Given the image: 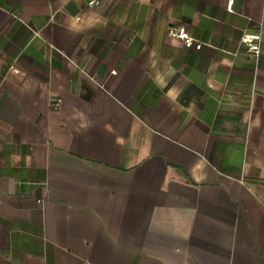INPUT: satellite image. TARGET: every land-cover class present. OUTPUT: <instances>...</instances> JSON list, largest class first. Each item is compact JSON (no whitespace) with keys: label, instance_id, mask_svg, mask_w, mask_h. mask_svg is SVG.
Instances as JSON below:
<instances>
[{"label":"crops","instance_id":"obj_1","mask_svg":"<svg viewBox=\"0 0 264 264\" xmlns=\"http://www.w3.org/2000/svg\"><path fill=\"white\" fill-rule=\"evenodd\" d=\"M0 264H264V0H0Z\"/></svg>","mask_w":264,"mask_h":264},{"label":"built area","instance_id":"obj_2","mask_svg":"<svg viewBox=\"0 0 264 264\" xmlns=\"http://www.w3.org/2000/svg\"><path fill=\"white\" fill-rule=\"evenodd\" d=\"M169 33L171 37L183 41L188 47L195 46L196 49H200L201 47V44L195 43V39L189 34L185 27L171 29ZM241 44L249 54L255 58L259 57L262 50L260 34H244L241 39Z\"/></svg>","mask_w":264,"mask_h":264}]
</instances>
